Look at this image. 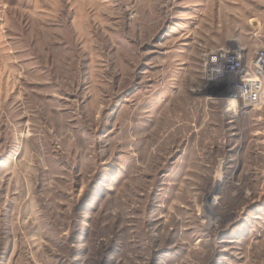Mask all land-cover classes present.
<instances>
[{
  "label": "rangeland",
  "instance_id": "374dc122",
  "mask_svg": "<svg viewBox=\"0 0 264 264\" xmlns=\"http://www.w3.org/2000/svg\"><path fill=\"white\" fill-rule=\"evenodd\" d=\"M262 48L264 0H0V264H264V103L215 91Z\"/></svg>",
  "mask_w": 264,
  "mask_h": 264
},
{
  "label": "built area",
  "instance_id": "2783aa9c",
  "mask_svg": "<svg viewBox=\"0 0 264 264\" xmlns=\"http://www.w3.org/2000/svg\"><path fill=\"white\" fill-rule=\"evenodd\" d=\"M217 74L220 75L215 83L217 95L228 93L230 99L234 98L238 105L242 103L244 107L255 108L264 103V48L257 51L250 69L232 63Z\"/></svg>",
  "mask_w": 264,
  "mask_h": 264
},
{
  "label": "bare ground",
  "instance_id": "6f19581e",
  "mask_svg": "<svg viewBox=\"0 0 264 264\" xmlns=\"http://www.w3.org/2000/svg\"><path fill=\"white\" fill-rule=\"evenodd\" d=\"M234 103L236 104V105H238V101H236L235 99H232V105H234ZM239 106V105H238ZM238 108V107H237Z\"/></svg>",
  "mask_w": 264,
  "mask_h": 264
}]
</instances>
